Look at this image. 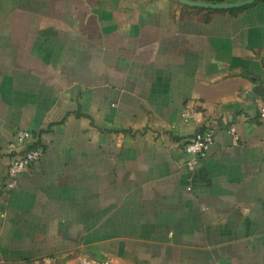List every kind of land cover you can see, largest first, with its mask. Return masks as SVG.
I'll use <instances>...</instances> for the list:
<instances>
[{
    "label": "crops",
    "instance_id": "obj_1",
    "mask_svg": "<svg viewBox=\"0 0 264 264\" xmlns=\"http://www.w3.org/2000/svg\"><path fill=\"white\" fill-rule=\"evenodd\" d=\"M257 87L264 0H0V264H264ZM17 129L44 155L9 190Z\"/></svg>",
    "mask_w": 264,
    "mask_h": 264
},
{
    "label": "built area",
    "instance_id": "obj_2",
    "mask_svg": "<svg viewBox=\"0 0 264 264\" xmlns=\"http://www.w3.org/2000/svg\"><path fill=\"white\" fill-rule=\"evenodd\" d=\"M192 111L185 109L183 116L188 119ZM264 118V109L261 111ZM229 132L235 139L238 134L235 127H230ZM214 143V130L206 128L198 133L194 138L188 140L184 145L187 154L186 167L189 171H195L202 163L207 153ZM11 161L7 170L6 187L9 190L14 189L20 173L31 169L36 165L44 155V147L40 143L38 135L26 130L17 129L14 140L9 144ZM22 264H113L111 259L97 260L87 256H64V257H47L42 260L26 261Z\"/></svg>",
    "mask_w": 264,
    "mask_h": 264
},
{
    "label": "water",
    "instance_id": "obj_3",
    "mask_svg": "<svg viewBox=\"0 0 264 264\" xmlns=\"http://www.w3.org/2000/svg\"><path fill=\"white\" fill-rule=\"evenodd\" d=\"M179 3L200 9L224 11V10H234L240 9L249 5L256 3L258 0H239L236 2L226 3V2H201L194 0H176Z\"/></svg>",
    "mask_w": 264,
    "mask_h": 264
},
{
    "label": "trees",
    "instance_id": "obj_4",
    "mask_svg": "<svg viewBox=\"0 0 264 264\" xmlns=\"http://www.w3.org/2000/svg\"><path fill=\"white\" fill-rule=\"evenodd\" d=\"M256 90L260 92V91H264V88H262V87H257Z\"/></svg>",
    "mask_w": 264,
    "mask_h": 264
}]
</instances>
